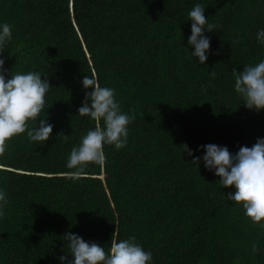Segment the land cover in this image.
<instances>
[{
	"label": "trees",
	"instance_id": "trees-1",
	"mask_svg": "<svg viewBox=\"0 0 264 264\" xmlns=\"http://www.w3.org/2000/svg\"><path fill=\"white\" fill-rule=\"evenodd\" d=\"M197 3L216 26L204 64L187 42ZM0 22L13 33L6 75H46L40 116L54 125L44 144L20 133L0 156V264H61L66 232L106 251L135 236L152 264H264V227L227 199L234 186L193 161L200 145L236 152L264 138V109L244 106L233 74L264 59V0H0ZM85 74L114 88L135 119L126 146L105 145V159L73 179L71 148L96 126L78 114Z\"/></svg>",
	"mask_w": 264,
	"mask_h": 264
},
{
	"label": "clouds",
	"instance_id": "clouds-1",
	"mask_svg": "<svg viewBox=\"0 0 264 264\" xmlns=\"http://www.w3.org/2000/svg\"><path fill=\"white\" fill-rule=\"evenodd\" d=\"M205 7L195 4L187 13L191 20V34L188 45L192 46V58L204 64L210 54L211 37L206 30H215L204 15ZM188 19V20H189ZM13 39L12 25L0 22V156L8 149V141L17 134L26 133L28 139L38 145L50 137L54 125L40 116L46 105V94L52 85L40 71H16L4 68L3 52ZM256 41L264 45V28L256 32ZM189 50V49H188ZM234 90L242 98L248 109H264V59L254 64H246L242 71L233 69ZM214 75V73H213ZM42 76L45 77L42 79ZM81 84L85 98L78 108V114L96 121V126L82 135L80 143L71 148L67 167L73 171L70 178L83 174L90 162L99 163L105 159L104 146L113 145L121 149L128 143V125L135 119L134 114L123 111L116 98V90L102 86L95 74L84 75ZM91 88V91L88 89ZM62 135V134H61ZM67 137L68 135H64ZM41 142H43L41 144ZM202 157H194L198 163L202 159L204 167L214 171L223 187L234 186L235 191L227 199L242 206L244 215L254 223L264 227V138L258 137L251 146H240L230 152L226 145L207 143L200 145ZM185 149L189 156L193 150ZM8 195L0 187V218H3ZM64 240L69 241V255H61V264H152L153 253L137 242L135 236L127 239H111L110 249L95 241H86L77 233L66 232ZM259 250L253 243L252 251Z\"/></svg>",
	"mask_w": 264,
	"mask_h": 264
}]
</instances>
